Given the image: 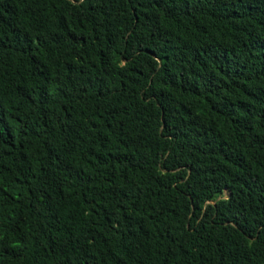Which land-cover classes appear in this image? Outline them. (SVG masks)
Returning <instances> with one entry per match:
<instances>
[{
	"label": "trees",
	"instance_id": "16d2710c",
	"mask_svg": "<svg viewBox=\"0 0 264 264\" xmlns=\"http://www.w3.org/2000/svg\"><path fill=\"white\" fill-rule=\"evenodd\" d=\"M0 264H264V0H0Z\"/></svg>",
	"mask_w": 264,
	"mask_h": 264
}]
</instances>
